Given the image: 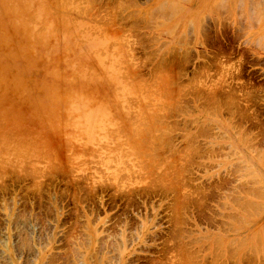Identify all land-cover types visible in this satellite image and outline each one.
I'll return each instance as SVG.
<instances>
[{"label": "rangeland", "instance_id": "obj_1", "mask_svg": "<svg viewBox=\"0 0 264 264\" xmlns=\"http://www.w3.org/2000/svg\"><path fill=\"white\" fill-rule=\"evenodd\" d=\"M122 1L0 0V264H264V0Z\"/></svg>", "mask_w": 264, "mask_h": 264}, {"label": "bare ground", "instance_id": "obj_2", "mask_svg": "<svg viewBox=\"0 0 264 264\" xmlns=\"http://www.w3.org/2000/svg\"><path fill=\"white\" fill-rule=\"evenodd\" d=\"M121 1H122V0H121ZM130 1H131V0H130ZM130 1H129V4L132 5L133 1H132L131 3H130ZM166 1H167V0H166ZM166 1H165V2H166ZM171 1H173V0H171ZM174 1H176V0H174ZM178 1H179V0H178ZM222 1H223V0H222ZM252 1H253V0H252ZM254 1H255V0H254ZM258 1H259V0H258ZM261 1H263V0H260V2H257V4H258V3L261 4ZM163 2H164V1H163ZM168 2H169V1H168ZM168 2H166V3H168ZM122 3H123V1H122ZM166 3H163V4H164V5H167ZM179 3H180V2H179ZM179 3H178V4H179ZM181 3H182V2H181ZM251 3H253V2H250V4H251ZM126 4H128V3H126ZM134 4H135V3H134ZM161 4H162V3H161ZM161 4H160V6H161ZM163 4H162V5H163ZM175 4H176V3H175ZM175 4H174V5H175ZM253 4H254V3H253ZM117 5H118V3H117ZM121 5H122V4H120V6H121ZM124 5H125V4H124ZM164 5H163V6H164ZM170 5H172V4L170 3ZM180 5H181V4H180ZM262 5H263V4H262ZM128 6H129V5H128ZM163 6H161V8H162ZM175 6H176V5H175ZM169 7H170V6H169ZM123 8H125V6H124ZM164 8H165V7H164ZM164 8H163L162 10H165ZM173 8H174V7H173ZM173 8H172V9L169 8L168 10L170 11V9H171L170 12L172 13V11L174 10ZM178 9H180V8H178ZM115 10H116V9H115ZM121 10H122V9H121ZM176 10H177V9H176ZM158 11H159V10H158ZM169 11H168V12H169ZM113 12H114V11H113ZM160 12H161V11H160ZM164 12H167V11H164ZM173 12H174V11H173ZM122 13H123V11H122ZM118 14H119V13H118ZM149 14H152V13H149ZM155 14H156V13H155ZM168 14H169V13H168ZM144 15H145V13H144ZM140 16H142V15H140ZM147 16H148V15H147ZM149 17H150V16H149ZM149 17H147V19H148ZM141 18H142V17H141ZM171 18H172V17H171ZM203 18H204V17H203ZM139 19H140V17H139ZM144 19H145V18L143 17V20H144ZM153 20H154V19H153ZM153 20H152V21H153ZM199 20H200V19H199ZM137 21H138V20H137ZM147 21L150 22V20H147ZM160 21H162V20H160ZM138 22H139V21H138ZM149 22H148V23H149ZM142 23H143V22H142ZM142 23H141V24H142ZM150 23H152V22H150ZM153 23H154V22H153ZM154 24H155V23H154ZM142 25H144V24H142ZM148 25H149V24H148ZM152 26H153V25H152ZM156 26H157V25H156ZM153 27H154V26H153ZM175 27H176V26H175ZM186 27H187V26H186ZM139 28H140V27H139ZM137 30H138V29H137ZM187 31H188V30H186V33H188ZM134 32H135V31H134ZM136 32H137V31H136ZM136 32H135V34H136ZM138 32H139V31H138ZM215 32H216V31H215ZM186 33H185V34H186ZM208 33H209V32H208ZM158 35H160V33H159ZM208 36H209V35H208ZM210 36H211V35H210ZM217 36H219L218 33H217ZM205 37H207V36H205ZM205 37H204V38H205ZM155 38H156V37H155ZM179 38H180V37H179ZM179 38H178V39H179ZM199 38H200V37H199ZM202 38H203V36H202ZM157 40H159L158 37H157ZM157 40H156V42H157ZM185 40H186V38H185ZM208 40H209V39H208ZM178 41H179V40H178ZM182 41H183V40H182ZM186 41H187V40H186ZM216 43H217V42H216ZM173 44H174V42H173ZM175 44H176V43H175ZM153 45H154V44H153ZM176 46H177V45H176ZM221 46H222V45H221ZM223 46H224V45H223ZM170 48H171V47H170ZM177 48H178V47H177ZM181 48H182V47H181ZM181 48H180V49H181ZM173 49H174V48H173ZM183 50H184V48H183ZM224 50H225V49H224ZM170 51H171V50H170ZM170 51H169V52H170ZM186 51H188V50H186ZM176 52H177V51H176ZM183 52H184V51H183ZM222 52H223V51H222ZM177 53L179 54V52H177ZM185 53H187V52H185ZM185 53H184V54H185ZM188 53H189V52H188ZM208 53H209V52H208ZM211 53H212V52H211ZM172 54H173V53H172ZM189 54H190V53H189ZM205 54H206V53H205ZM221 54H222V53H221ZM221 54H220V55H221ZM153 55H155V54H153ZM182 55H183V54H182ZM208 55H209V54H208ZM149 56H150V58H151V55H149ZM162 56L164 57L163 54H162ZM162 56H161V57H162ZM183 56H184V55H183ZM186 56H188V55L185 54V57H186ZM200 56H201V55H200ZM152 57H154V56H152ZM161 57H160V58H161ZM163 57H162V58H163ZM170 57H171V56H170ZM170 57H169V59H170ZM185 57H184V59H185ZM208 57H209V56H208ZM150 58H149V59H150ZM164 58H165V57H164ZM182 58H183V57H182ZM182 58H181V59H182ZM151 59H152V58H151ZM175 59H176V58H175ZM179 59H180V58H179ZM161 60H164V59H161ZM173 60H174V59H173ZM177 60H178V57H177ZM182 60H183V59H182ZM164 61H165V60H164ZM170 61H171V60H170ZM180 61H181V60H180ZM190 61H191V60H190ZM211 61H212V60H211ZM202 62H203V61H202ZM208 62H209V61H208ZM173 63L175 64V62H173ZM182 63H185V62H182ZM164 64H165V63H164ZM178 64H179V63H178ZM187 64H188V62H187ZM168 65H169V64H168ZM157 68H158V67H157ZM169 69H170V68H169ZM171 70H172V69H171ZM168 80H169V79H168ZM169 81H170V80H169ZM168 84H169V82H168ZM216 89H217V88H216ZM229 89H231V88H229ZM232 89H233V88H232ZM222 90H223V89H222ZM243 90H244V89H243ZM193 92H194V91H193ZM241 92H242V91H241ZM195 94H196V93H195ZM200 95H201V94H200ZM200 95H199V96H200ZM244 95H245V94H244ZM249 95H250V94H249ZM213 97H214V96H213ZM228 97H229V96H228ZM200 98H201V96H200ZM195 99H196V98H195ZM216 99H217V97H216ZM205 100H206V99H205ZM214 102H215L216 105H217V101L214 100ZM232 102H233V101H232ZM223 103H224V102H223ZM211 104H212V103H211ZM227 105H230V104H227ZM217 106H218V105H217ZM210 107H211V106H210ZM213 107H214V106H213ZM215 107H216V106H215ZM222 107H223V106H222ZM227 109H228V107H227ZM230 109H231V108H230ZM223 110H225V109H223ZM174 113H175V111H174ZM179 113H180V111H179ZM212 113H213V112H212ZM209 114H210V113H209ZM241 115H242V114H241ZM172 116H173V115H172ZM215 116H216V115H215ZM237 116H238V115H237ZM97 117H98V116H97ZM241 117H242V116H241ZM239 118H240V117H239ZM168 119H169V117H168ZM246 119H247V118H246ZM222 122H223V121H222ZM157 123H158V122H157ZM57 125H58V124H57ZM94 127H96V126H94ZM99 127H100V126H99ZM166 130H167V129H166ZM200 130H201V128H200ZM94 131H95V130H94ZM167 132H169V130H168ZM170 132H171V129H170ZM204 132H206V131H204ZM202 133H203V132H202ZM202 133H201V134H202ZM199 135H200V134H199ZM166 136H167V135H166ZM164 138H165V137H164ZM165 139H166V138H165ZM170 139H171V138H170ZM191 140H192V139H191ZM194 141H195V139H194ZM192 142H193V141H192ZM246 142H247V141H246ZM186 143H187V142H185V144H186ZM190 143H191V142H190ZM190 143H189V144H190ZM219 145H220V144H219ZM185 148H186V147H185ZM194 148H195V147H194ZM187 149H188V148H187ZM196 149H197V148H196ZM196 149H195V150H196ZM198 149H199V148H198ZM190 150H192V149L190 148ZM197 151H198V150H197ZM184 152H185V151H184ZM189 152H190V151H189ZM214 152H215V151H214ZM197 154H198V153H197ZM206 154H207V153H206ZM208 154L211 155L210 152H208ZM263 154H264V153H263ZM201 155H202V154H201ZM213 155H214V154H213ZM213 155H212V156H213ZM178 156H179V155H178ZM199 156H200V155H199ZM187 157H188V156H187ZM189 157H190V155H189ZM210 157H211V156H210ZM262 157H263V156H262ZM205 158H206V157H205ZM183 159H184V158H183ZM242 162H243V161H242ZM187 164H188V162H187ZM187 164H185V165H187ZM182 167H183V166H182ZM185 169H186V168H185ZM175 170H176V169H175ZM186 170H187V169H186ZM183 171H185V170H183ZM177 172H178V171H177ZM181 172H182V171H181ZM250 172H251V171H250ZM252 173H253V172H252ZM251 178H252V177H251ZM180 180H181V179H180ZM180 180H179V181H180ZM182 180H183V179H182ZM177 182H178V181H177ZM184 182H185V181H184ZM180 183H181V182H180ZM176 184H177V183H176ZM183 184H184V183H183ZM181 187H182V185H181ZM181 187H180V188H181ZM177 188H178V187H177ZM250 189H251V188H250ZM251 190H254V189H251ZM254 191H255V190H254ZM252 192H253V191H252ZM248 193H249V192H248ZM257 193H260V192L257 191ZM245 194H246V193H245ZM246 195H247V194H246ZM249 196H250V195H249ZM252 196H255V195H252ZM255 197L257 198V196H255ZM183 202H184V201H183ZM249 202H250V201H249ZM239 203L242 204V202H239ZM244 203H245V202L243 201V204H244ZM177 204H178V203H177ZM185 204H186V203H185ZM185 204H184V205H185ZM187 204H188V203H187ZM241 204H240V205H241ZM250 204H251V202H250ZM236 205H237V204H236ZM188 206H189V204H188ZM238 206H239V205H238ZM252 206H253V205H252ZM178 207H179V206H178ZM180 207H181V206H180ZM186 207H187V206H186ZM250 208H251V206H250ZM180 210H182V208H181ZM251 210H252V209H251ZM251 210H250V211H251ZM261 210H262V209H261ZM247 211H248V210H247ZM174 212H175V208H174ZM253 212H254V211H253ZM233 214H234V213H233ZM178 215H179V214H178ZM229 215H230V214H229ZM233 216H234V215H233ZM233 216H231V217H233ZM237 216H238V215H237ZM249 216H250V215H249ZM174 217H175V216H174ZM174 217H173V218H174ZM234 217H235V216H234ZM236 218H237V217H236ZM239 218H240V217H239ZM239 218H238V219H239ZM233 219H234V218H233ZM236 222H237V221H236ZM173 223H174V224H178L177 222H176V223L173 222ZM241 224H242V223H241ZM239 225H240V224H239ZM232 242H233V241H232ZM232 244H233V243H232ZM240 244H241V243H240ZM233 246H234V245H233ZM236 246H237V245H236ZM234 249H235V248H234ZM251 249H252V248H251ZM252 250H253V249H252ZM246 251H247V250H246ZM248 251H249V250H248ZM93 255H94V254H93ZM216 255H217V254H216ZM220 255H221V254H220ZM90 257H91V256H90ZM90 257H88V258H90ZM236 260H237V259H236ZM258 260H259V259H258ZM212 261H213V260H212ZM249 261H250V260H249ZM252 261H253V259H252ZM252 261H251V262H252ZM105 262H106V261H105ZM98 263H99V262H98ZM235 264H236V263H235ZM262 264H263V263H262Z\"/></svg>", "mask_w": 264, "mask_h": 264}]
</instances>
